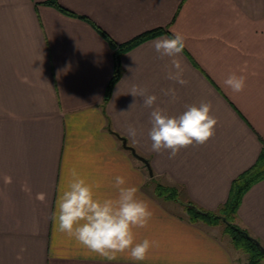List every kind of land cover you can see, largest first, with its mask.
Returning a JSON list of instances; mask_svg holds the SVG:
<instances>
[{
	"label": "crops",
	"instance_id": "obj_1",
	"mask_svg": "<svg viewBox=\"0 0 264 264\" xmlns=\"http://www.w3.org/2000/svg\"><path fill=\"white\" fill-rule=\"evenodd\" d=\"M46 1L0 0V264H237L219 226L190 221L185 204L216 212L264 148V0H58L117 43L166 28L122 54L108 100V40L89 20ZM174 32L186 46L161 58L152 42ZM173 59L184 68V86L167 79ZM230 73L246 77L242 92L224 84ZM133 84L155 94L153 107L169 115L211 102L215 135L172 159L152 151L151 109L126 94ZM169 88L174 100L161 91ZM73 169L98 198L116 196L120 175L149 202L147 227L134 229L136 242H155L144 261L127 253L106 260L57 231L51 215ZM155 182L178 187L177 199L158 198ZM236 224L264 247V179L244 194Z\"/></svg>",
	"mask_w": 264,
	"mask_h": 264
},
{
	"label": "clouds",
	"instance_id": "obj_2",
	"mask_svg": "<svg viewBox=\"0 0 264 264\" xmlns=\"http://www.w3.org/2000/svg\"><path fill=\"white\" fill-rule=\"evenodd\" d=\"M185 40L183 34L174 32L172 37L156 39L152 44L161 58L177 57L186 46ZM172 67L174 71L168 73L167 79L181 86L186 85L188 81L183 78L184 68L180 60L173 59ZM224 84L231 91L239 93L246 87V77L230 73ZM161 91L173 100L176 97L174 88ZM126 94L141 98L143 107L151 109L148 138L154 152L167 150L172 159L181 149L194 144L203 145L215 135L218 119L211 114V102L186 105L181 114L169 115L164 109L153 107L158 97L147 94L146 89L139 85L133 84ZM128 134L135 138L139 132L130 125ZM71 177L66 187L61 189L51 215L57 231L106 260L112 261L118 254L127 253L132 261H144L155 242L148 239L136 242L134 229L146 228L152 217L149 202L137 195L138 188L129 185L124 176L118 175L113 185L116 196L101 199L96 196L93 185L74 169Z\"/></svg>",
	"mask_w": 264,
	"mask_h": 264
},
{
	"label": "trees",
	"instance_id": "obj_3",
	"mask_svg": "<svg viewBox=\"0 0 264 264\" xmlns=\"http://www.w3.org/2000/svg\"><path fill=\"white\" fill-rule=\"evenodd\" d=\"M46 3L56 6L58 9L67 14L89 20L108 40L111 48L113 49L114 71L106 90L105 100L109 99L112 88L122 75V54L143 40L159 35L166 30V28L163 27L154 28L135 36L127 42L117 43L106 31L101 29V27L91 21L87 16L77 14L74 11L65 8L58 2V0H48ZM262 179H264V148L257 161L249 169L234 179L227 202L219 208V212H222L223 214H226L225 216H227L224 221H227L228 217H232L233 220H236L237 211L244 194L254 183ZM155 185V194L158 197L173 200L177 199V196L179 195L178 187L163 185L159 182H155ZM185 209L189 213V218L192 222L203 220L208 224L218 225L220 222L219 220L221 219V215H217L216 212L205 211L192 202H187V204H185ZM227 231L232 234V239L234 240L236 247L238 249H242L248 254V261L246 264H264V253L261 249L263 245L258 239L251 236L246 230H243L238 225H232L230 228L228 227Z\"/></svg>",
	"mask_w": 264,
	"mask_h": 264
},
{
	"label": "rangeland",
	"instance_id": "obj_4",
	"mask_svg": "<svg viewBox=\"0 0 264 264\" xmlns=\"http://www.w3.org/2000/svg\"><path fill=\"white\" fill-rule=\"evenodd\" d=\"M155 186H156L155 183L151 186V191H153L154 193H155ZM179 193H180V191H179ZM158 198L161 199V197H158ZM177 210L180 211L179 208ZM216 214L219 215V216L221 215L220 216L221 219L219 220L220 222L218 224L219 228H216L217 232L219 233L220 238L231 249V251L233 252L235 258L238 259L239 262L237 264H246L247 261H248V254L246 252H244L242 249H238L236 247V245L234 243V240L232 239V234H230V232L227 231L228 227L230 228L232 225H237L236 224V220H233L232 217H228V220L224 221L225 217H227V216H225L226 214H223L222 212H219V209L216 211ZM199 222H201L204 226H207L209 228L212 227L211 226L212 224H208L207 222H205L203 220H200Z\"/></svg>",
	"mask_w": 264,
	"mask_h": 264
},
{
	"label": "water",
	"instance_id": "obj_5",
	"mask_svg": "<svg viewBox=\"0 0 264 264\" xmlns=\"http://www.w3.org/2000/svg\"><path fill=\"white\" fill-rule=\"evenodd\" d=\"M123 144H124L126 147H128V146H127V143H126L125 140H123ZM128 148L131 149V151L133 152V154H134L138 159H140L141 161H143V162L146 164V166H147L148 169H149L150 174H152V170H151V166H150V164H149V161L146 160L144 157L138 155V154L136 153V151H135L133 148H131V147H128ZM261 249H262V251H263V253H264V247H263V246L261 247Z\"/></svg>",
	"mask_w": 264,
	"mask_h": 264
}]
</instances>
